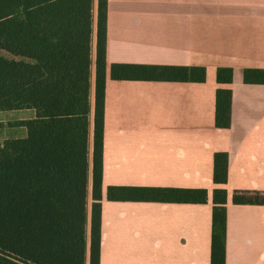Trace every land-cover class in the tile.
<instances>
[{
  "label": "crops",
  "instance_id": "obj_1",
  "mask_svg": "<svg viewBox=\"0 0 264 264\" xmlns=\"http://www.w3.org/2000/svg\"><path fill=\"white\" fill-rule=\"evenodd\" d=\"M96 33L94 0L93 60ZM113 63L201 66L206 80H113ZM221 67L231 84L217 83ZM245 69L264 70V0H108L100 264H211L217 188L228 192L226 264H264V205L231 201L264 191V85L244 83ZM219 87L232 90L228 129L215 125ZM90 103L91 191L94 71ZM217 152L228 154L226 184L213 181ZM109 186L205 189L208 201H109Z\"/></svg>",
  "mask_w": 264,
  "mask_h": 264
},
{
  "label": "trees",
  "instance_id": "obj_2",
  "mask_svg": "<svg viewBox=\"0 0 264 264\" xmlns=\"http://www.w3.org/2000/svg\"><path fill=\"white\" fill-rule=\"evenodd\" d=\"M0 0V111L31 109L24 138L0 142V264H100L108 0ZM94 71L92 186L89 127ZM113 80L204 82L201 66L113 63ZM234 71L217 69L219 85ZM246 84L264 85V70L245 69ZM232 90L216 91L215 125L231 126ZM213 181H228V154L214 155ZM109 201L203 204L205 189L109 186ZM91 205L89 207V199ZM236 205H264V191L236 190ZM211 264H226L228 192L213 191ZM88 226L89 237H88ZM89 238V242H88Z\"/></svg>",
  "mask_w": 264,
  "mask_h": 264
},
{
  "label": "rangeland",
  "instance_id": "obj_3",
  "mask_svg": "<svg viewBox=\"0 0 264 264\" xmlns=\"http://www.w3.org/2000/svg\"><path fill=\"white\" fill-rule=\"evenodd\" d=\"M0 55L6 58H14L4 50H0ZM19 113L18 110L0 111V142H3L7 138H19L25 135L24 128L19 124V121L22 118V113ZM90 205L91 198L89 199V207Z\"/></svg>",
  "mask_w": 264,
  "mask_h": 264
}]
</instances>
